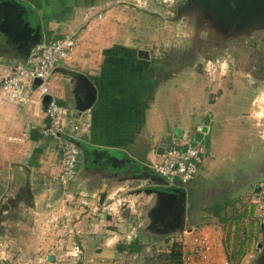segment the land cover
<instances>
[{
	"label": "rangeland",
	"instance_id": "obj_1",
	"mask_svg": "<svg viewBox=\"0 0 264 264\" xmlns=\"http://www.w3.org/2000/svg\"><path fill=\"white\" fill-rule=\"evenodd\" d=\"M101 1L107 3L104 12L111 10L119 14L107 16L112 26L109 35L113 46L104 53L112 57L110 61L116 62L115 66L125 64L126 73L118 79L123 96L140 98L146 91L145 87L144 91L140 88L144 78L153 76L157 81L152 98L154 93L158 95L159 110L166 119L162 145L168 140L181 145L197 138L204 146L194 179L174 187L185 192L187 208L188 205L191 209L201 208L199 214L191 216L192 223L196 224L187 227L180 213L174 209L163 210L159 212L163 226L153 230L144 210L140 213L141 220L133 223L135 227H122L117 233L120 238L115 235L105 238L107 233L101 230L87 236L84 235L87 227H84L78 230L80 240H85L80 243L77 234H72L75 230L70 223H64L68 218L65 204L74 199L65 195L55 198L60 202L57 208L45 207L42 218L38 214L26 217L32 224L36 220L38 229L35 227L32 234L38 237H35L36 245L17 250V258L8 256L7 251L22 246L1 243L8 229L2 227L1 221L5 218L0 217V264H172L163 256L173 244L181 246V264H209V259L204 261L194 253L195 242L203 238L215 252L217 236L205 231L207 220H211L213 231L217 227L221 234L220 255L214 264H243L233 252L244 247L253 253L258 248L254 244L264 240V235L259 237V234L249 239L246 228L254 221L250 217L234 220L235 207L249 208L252 188L264 178V24L223 31L207 13L200 15L191 9H181L186 0ZM76 41L75 35L74 47ZM128 87L136 91L132 93ZM38 93L41 96L40 90ZM197 129L208 132L207 136L197 134ZM153 177L162 184L158 177ZM223 198H229L228 212L224 217L220 213L215 217L211 208L223 202ZM112 200L115 202L114 197ZM117 206L111 208L115 214L120 209ZM55 209L65 210L62 219L57 217ZM12 217L15 218H10L12 221L20 220L18 214ZM61 225L67 227L62 229ZM39 226L43 228L40 230ZM255 227L259 224L255 223ZM13 232L9 237L15 236ZM21 232L22 236L24 230ZM16 236H20L18 231ZM39 236L47 244L38 245ZM121 240H126V244L116 245ZM38 247L44 252L41 259L33 255ZM22 250L26 251L23 259ZM198 252L202 254L199 249ZM259 256L250 264H260Z\"/></svg>",
	"mask_w": 264,
	"mask_h": 264
},
{
	"label": "crops",
	"instance_id": "obj_2",
	"mask_svg": "<svg viewBox=\"0 0 264 264\" xmlns=\"http://www.w3.org/2000/svg\"><path fill=\"white\" fill-rule=\"evenodd\" d=\"M127 1L130 0L124 2ZM106 4L101 0H0V217L5 218L1 221L2 227L8 229V235L1 243L22 246L7 251L8 256L17 258V250L36 245L35 237L38 236L33 235L32 231L35 227L38 229V225L35 219L32 224L26 217L38 214L42 218L46 208L60 205L59 199L55 198L65 195L74 199L65 204L68 218L64 219V223H70L71 229L75 230L72 234H77L80 243L85 240H80L78 230L84 227H87L84 234L87 236L101 230L108 234L105 238L111 235L120 238L117 233L123 228L135 227L133 223L141 220L140 213L144 210L148 222L153 224V230L161 227L159 213L155 210L161 185L153 177L156 175L150 167L172 141L168 140L166 145H162L163 136L166 135V119L161 116L158 95L154 93L152 98V93L150 96L157 79L153 76L144 78L140 88L142 91L143 87L148 88L149 94L143 92L140 98L123 96L118 79L122 73H126L125 64L115 66L116 62L110 61L112 57L104 53L113 46L109 35L112 26L107 22V16L115 15L111 10L104 12ZM71 33L77 37L75 47L59 63V70L48 79L49 97L70 110L75 122L81 126L76 142L79 151L77 176L62 187L56 181L60 175L58 141L44 138L41 134L42 128L48 124L44 97L39 95V89H33L34 81L23 77V88L16 95L4 91L2 83L14 77L17 68L27 64L36 43H46ZM33 34L37 35V41L32 46ZM137 62L142 63L141 60ZM64 70L78 76L70 78L62 73ZM84 77L95 86L96 100L90 109L79 110L78 104L84 106L86 98L81 80ZM207 133L197 129V134L202 137H206ZM227 181H223V185ZM222 200L211 208L215 217L219 213L224 217L223 214L228 212L229 198ZM113 204L117 207L120 205L119 215L112 211ZM184 206L187 208L186 201ZM186 208L180 215L190 227L196 224L192 223L191 216L199 214L201 208L191 209L189 205L188 210ZM235 209V221L244 217L254 220L251 210ZM55 210L57 217L62 219L65 210ZM12 214H18L20 220L12 221L10 218L15 220ZM254 221L246 228L249 239L251 235L263 236L262 225L255 227ZM206 222L208 226L204 228L208 230H204L217 236L215 252L208 257L209 264H214L220 255L218 238L221 234L217 227L213 231L211 220ZM63 227L67 225H61ZM39 228L41 230L43 227ZM12 230L15 236L9 237ZM17 231L20 236H16ZM66 238L70 239L71 236ZM60 240L64 241V238L60 237ZM121 241L116 245L126 244V240ZM258 243L254 245L258 246ZM44 244L47 241L40 237L38 245ZM24 250L21 259L26 255ZM236 251V257L243 264H250L261 253L258 248L253 253L244 247ZM43 253L42 248L38 247L33 255L41 259Z\"/></svg>",
	"mask_w": 264,
	"mask_h": 264
},
{
	"label": "built area",
	"instance_id": "obj_3",
	"mask_svg": "<svg viewBox=\"0 0 264 264\" xmlns=\"http://www.w3.org/2000/svg\"><path fill=\"white\" fill-rule=\"evenodd\" d=\"M133 1L138 2V0ZM75 35L71 33L35 45L27 64L17 68L16 75L2 83V89L16 95L23 88L22 77L30 82L39 79L42 84L37 89L40 90L41 96H49L48 79L59 63L71 52ZM45 115L48 124L42 128L41 134L44 138L58 141L61 152L60 175L56 181L64 187L74 181L77 176L79 151L76 142L81 126L75 122L71 111L58 105L51 97L45 104ZM204 151L203 144L196 139L181 145H170L162 150L150 168L153 174L163 179L168 187H180L194 179ZM249 203L254 220L257 224L264 226V180L254 187ZM195 245L197 247L194 253L204 261L214 253L206 238L195 242ZM198 249L202 254L198 252Z\"/></svg>",
	"mask_w": 264,
	"mask_h": 264
},
{
	"label": "water",
	"instance_id": "obj_4",
	"mask_svg": "<svg viewBox=\"0 0 264 264\" xmlns=\"http://www.w3.org/2000/svg\"><path fill=\"white\" fill-rule=\"evenodd\" d=\"M181 9H191L192 12L199 13L200 15L207 13L211 16L213 22L216 25L222 27L220 29L223 31H227V29L238 30L246 26L264 24V0H186L185 4L183 5V7H181ZM32 37L33 39H31L33 46L37 41V35L33 34ZM138 54L140 55V52H138ZM57 70L59 69L56 68L53 72ZM64 71L65 72L62 73H66V75H68L70 78H75L78 76L76 73L71 72L69 70ZM81 80L84 84L86 98L84 106L83 104L79 103L78 109L88 110L96 100V88L85 77ZM41 84V80L36 79L33 84V89L35 90ZM49 99V96H44L45 103H47ZM204 131L205 129L203 130V132ZM159 179L162 181V184H160L159 182V185H161V187L163 186L164 189L160 190L158 194L159 198L157 208L155 209L156 213H159L163 210L170 211L174 209L176 213L181 214L186 201L185 192L180 188H169L168 185L164 183L161 178ZM261 228L262 233L264 235V226H262ZM258 249L261 251V263H259L264 264V240L263 243L258 244Z\"/></svg>",
	"mask_w": 264,
	"mask_h": 264
},
{
	"label": "trees",
	"instance_id": "obj_5",
	"mask_svg": "<svg viewBox=\"0 0 264 264\" xmlns=\"http://www.w3.org/2000/svg\"><path fill=\"white\" fill-rule=\"evenodd\" d=\"M127 59V58H126ZM138 72H140V71H138ZM138 72H136V73H138ZM137 84H138V82L135 84L136 86H135V89H136V87H137ZM154 86H156V85H154ZM135 89H132V88H129V90H130V92H135L136 90ZM148 89V88H147ZM146 89V94H149L150 93V91H148ZM152 93H153V90H152V92H151V94H150V96L152 95ZM201 135V134H200ZM196 140H198V139H196ZM170 145H175L174 143H172V144H170ZM169 145V146H170ZM169 146H166V147H169ZM165 147V148H166ZM245 210H246V212L248 211V210H251L250 209V207L249 208H245ZM237 219V218H236ZM238 221V220H237ZM235 232H236V229H235ZM243 248V247H242ZM242 248H240V249H242ZM241 250H239V252H240ZM237 252V251H236ZM236 252H233V254L235 255V254H238V253H236ZM182 255H183V253H182V251H181V246L180 245H178V244H173L172 245V247H171V249H170V251L166 254V255H164L163 256V258L165 257V260L166 261H168L169 263H172V264H174V263H176V264H181L182 263V261H181V259H182Z\"/></svg>",
	"mask_w": 264,
	"mask_h": 264
},
{
	"label": "flooded vegetation",
	"instance_id": "obj_6",
	"mask_svg": "<svg viewBox=\"0 0 264 264\" xmlns=\"http://www.w3.org/2000/svg\"><path fill=\"white\" fill-rule=\"evenodd\" d=\"M167 215V214H166ZM167 217H168V215H167ZM161 222V220L159 221V223ZM160 226H163L162 224H160Z\"/></svg>",
	"mask_w": 264,
	"mask_h": 264
}]
</instances>
